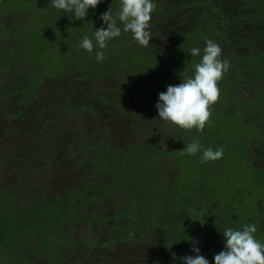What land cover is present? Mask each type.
I'll return each mask as SVG.
<instances>
[{
  "label": "trees",
  "instance_id": "trees-1",
  "mask_svg": "<svg viewBox=\"0 0 264 264\" xmlns=\"http://www.w3.org/2000/svg\"><path fill=\"white\" fill-rule=\"evenodd\" d=\"M153 2L150 46L118 21L121 36L98 63L78 44L85 35L95 44V29L107 28L100 15H116L121 0H102L84 20L51 0H0V264H181L193 241L215 264L220 250L204 242L205 227L220 236L247 224L231 199L218 200L203 153L183 150L193 137L207 149L248 136L242 120L218 115L263 105L247 110L238 90L264 81V0ZM206 39L223 49L229 71L212 126L181 130L155 105L194 74ZM171 199L193 210H173Z\"/></svg>",
  "mask_w": 264,
  "mask_h": 264
},
{
  "label": "clouds",
  "instance_id": "clouds-1",
  "mask_svg": "<svg viewBox=\"0 0 264 264\" xmlns=\"http://www.w3.org/2000/svg\"><path fill=\"white\" fill-rule=\"evenodd\" d=\"M102 0H51L54 8L74 14L76 20H84L90 9L95 10ZM153 0H121L120 10L113 15L110 8L100 15V20L107 25L95 29V44L89 36L80 40L78 47L89 54H95L96 61L104 60V49L110 41L121 36L119 21L123 31L130 32L133 39L142 47L150 46L152 40L151 20L156 10ZM72 18V17H71ZM98 46L99 50H95ZM95 50V51H94ZM223 49L211 39L205 40L203 55L199 63L194 65V74L176 85H168L166 92L159 93L155 105L158 117L181 130H193L202 133L206 125L212 126L211 106L218 102L220 88L218 82L229 71V61L222 58ZM189 54L201 56V49L193 47ZM187 155L202 152V162H214L223 157V148L205 149L200 141L193 137L191 143L184 148ZM257 232L255 224H245L242 230L229 227L223 231L224 250L213 257L215 264H264V244L254 236ZM197 242H192L190 251L194 255L180 257L181 264H209V260L200 254Z\"/></svg>",
  "mask_w": 264,
  "mask_h": 264
},
{
  "label": "rangeland",
  "instance_id": "rangeland-1",
  "mask_svg": "<svg viewBox=\"0 0 264 264\" xmlns=\"http://www.w3.org/2000/svg\"><path fill=\"white\" fill-rule=\"evenodd\" d=\"M13 19L15 21L18 20L15 18ZM28 19L29 18H27V20ZM44 74H46L45 68ZM241 93L244 94L243 91ZM259 101L260 100L256 97L253 99L251 98L249 101L245 100L247 110H251V107L255 105L253 102ZM66 102L67 101H65V104ZM235 115L238 116V112H235ZM218 116L224 118V113L221 112ZM231 127L232 126L230 124L225 125L222 132L229 131ZM249 135L250 130H248V136ZM218 137L221 138V135L218 134ZM240 143H242V141H240ZM211 148L213 150H217L219 148L227 150L226 154H224L225 152L223 151V157L221 159L214 162H206L205 164V168L209 173V176L211 178H219L220 184L215 186L216 191H220L218 200L223 202L226 197L231 199L232 205L229 207L231 210L236 209L238 214L242 213L243 215H246L245 219L247 220V224L257 223L258 213L256 211L259 210L257 205H262L264 208V180L261 179L259 174L254 175V173L262 174L263 172L259 167L254 165L251 160V154L253 152L251 146L245 143L231 147L226 140L221 138L216 144H214V146H211ZM261 159L264 160L263 156ZM187 174L190 176V170L187 171ZM170 202L173 210L179 208L183 211L185 210L187 213H191L192 203L188 206L187 203L183 201L174 203L171 199ZM260 218L261 214L259 215V219ZM227 223L230 224L228 221ZM230 225H232V227H237L234 223H231ZM258 237L261 239L259 242L264 244V235L258 233ZM224 241L225 238L223 234H221L220 245L222 248H225Z\"/></svg>",
  "mask_w": 264,
  "mask_h": 264
},
{
  "label": "flooded vegetation",
  "instance_id": "flooded-vegetation-1",
  "mask_svg": "<svg viewBox=\"0 0 264 264\" xmlns=\"http://www.w3.org/2000/svg\"><path fill=\"white\" fill-rule=\"evenodd\" d=\"M242 87V88H241ZM244 88V89H243ZM243 89V90H242ZM239 99L242 101H249L251 98H258L260 101L258 103L263 104L264 102V81H255L247 84V85H243L240 86L239 88ZM244 92L241 93V92ZM263 101V102H262ZM252 109V107H251ZM237 110L236 108H230L227 107L224 110V117L226 121H233L236 119L242 120V123H244V125L246 126V128L248 130H250V135L245 137L246 132H244V136L241 137L240 141H242L241 144H245L247 143L248 145L251 146L253 152L251 154V160L253 162L254 165H256L257 167H259L262 170V174L259 173L260 177L262 180H264V160L261 159V157L263 156L264 158V115L262 116V112H264V105L260 106L258 105V108L256 110V112L254 113H249V114H243L242 113H238L239 115L236 116L235 115V111ZM237 112V111H236ZM261 113V114H260ZM256 115V117H255ZM255 119V120H254ZM249 120H252L253 122L250 124ZM249 137V139H248ZM227 153V150L225 149V153ZM225 164V163H224ZM204 174H209L207 171H204ZM255 175V174H254ZM212 206L214 207V204H212ZM258 209H262L261 210V218H263L264 216V209L262 207V205H257ZM209 227H205V233L206 234H202L203 237L206 236V238L204 239L205 243H212L211 248L216 249V250H224V248H222V246L220 245V239H221V235L220 236H215L214 234H212V232L210 230H208ZM264 228V227H263ZM261 229V232L264 231V229ZM221 248V249H220ZM177 261V260H176ZM175 262L171 263L174 264ZM156 264V263H155Z\"/></svg>",
  "mask_w": 264,
  "mask_h": 264
}]
</instances>
